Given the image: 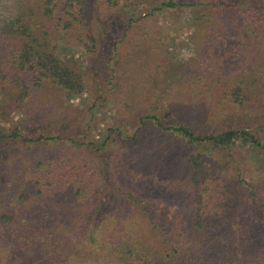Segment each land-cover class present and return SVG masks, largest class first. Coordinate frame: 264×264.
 I'll use <instances>...</instances> for the list:
<instances>
[{
	"label": "rangeland",
	"instance_id": "obj_1",
	"mask_svg": "<svg viewBox=\"0 0 264 264\" xmlns=\"http://www.w3.org/2000/svg\"><path fill=\"white\" fill-rule=\"evenodd\" d=\"M130 1L133 7L123 8L120 2L105 12L98 5L100 0H91L86 14L96 34L95 53L82 49L79 31L83 29L77 27L58 42L60 56L83 75L85 88L80 93L67 94L44 82L29 88L22 102L0 93V135L4 137L0 186L27 188L39 176L46 180L44 169L37 165L40 161L46 164L52 159L56 167H79L78 178L86 186L82 197L91 195V200L99 201L95 210L88 208L89 216L119 226L133 224L146 236L147 231L163 232L177 246L182 244L189 218L187 156L192 150L178 135L158 132L147 124L141 127L140 117L154 112L165 124L182 123L199 132L244 128L264 144V97L256 92L242 103H231L222 101L216 89L206 92L210 84L198 77L203 76V41L192 26L195 9L152 11L163 0ZM129 15L143 18L126 29ZM222 52L223 48L216 49L217 54ZM13 129L19 137H11ZM110 130H115L110 132L113 139L105 148L97 151L91 146L92 140ZM42 135L55 139H23ZM193 151L202 154L211 177L218 173L226 180L236 221L251 232L264 230V221L259 220L264 218L261 204L238 181L245 179L253 186L264 204V155L250 142L241 141L229 151ZM32 166L38 169L34 172ZM232 227L239 233L238 224Z\"/></svg>",
	"mask_w": 264,
	"mask_h": 264
},
{
	"label": "trees",
	"instance_id": "obj_2",
	"mask_svg": "<svg viewBox=\"0 0 264 264\" xmlns=\"http://www.w3.org/2000/svg\"><path fill=\"white\" fill-rule=\"evenodd\" d=\"M90 2L0 0L1 94L22 102L37 83H50L67 94L85 88L82 73L72 69L70 60L57 51L58 42L77 27L83 29L79 33L85 53L96 52V34L86 14L92 8ZM120 2L123 8L133 4L130 0H100L98 5L111 12ZM164 7L195 9L192 26L203 41V76H196L205 77L210 84L207 93L216 89L222 101L231 103H242L256 92L264 97V0H163L152 11ZM147 15L149 18L152 12ZM142 18L129 15L126 29ZM218 47L223 48L220 54L216 53ZM139 122L141 127L147 124L158 132L180 136L192 150L187 156L191 169L186 185L189 218L181 234L182 244L168 242L163 232L147 231L146 236L133 224L119 226L89 216L88 208L94 206L95 210L99 201L91 200V195L82 197L86 187L83 178H78L82 169L68 164L56 167L51 159L46 164L37 162L46 180L39 176L27 188L0 186V264H264V230L251 232L236 221L234 198H228L225 191L226 180L218 173L211 177L202 154L193 151H229L241 141L250 142L264 155V144L244 128L199 132L182 123L165 124L154 112L142 115ZM111 131L115 130L92 140L91 146L97 151L105 148L113 139ZM11 137H19L16 129ZM3 138L0 135V141ZM23 139L36 142L55 137ZM61 140L72 142L66 137ZM238 181L251 190L264 215L258 192L245 179ZM233 224H238L239 233L232 231Z\"/></svg>",
	"mask_w": 264,
	"mask_h": 264
}]
</instances>
